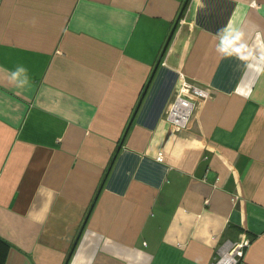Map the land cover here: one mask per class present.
<instances>
[{"label": "crops", "instance_id": "0c3cea01", "mask_svg": "<svg viewBox=\"0 0 264 264\" xmlns=\"http://www.w3.org/2000/svg\"><path fill=\"white\" fill-rule=\"evenodd\" d=\"M183 2L0 0V264H264V0H188L142 95Z\"/></svg>", "mask_w": 264, "mask_h": 264}, {"label": "built area", "instance_id": "2783aa9c", "mask_svg": "<svg viewBox=\"0 0 264 264\" xmlns=\"http://www.w3.org/2000/svg\"><path fill=\"white\" fill-rule=\"evenodd\" d=\"M206 96L207 92L202 88L192 83L184 82L167 107V120L170 121L175 129L188 126L195 107V99H202ZM162 158V152L159 151L157 159L161 160ZM245 241L246 239L234 246L230 251L221 252V255L210 264H234L237 257L242 254V246Z\"/></svg>", "mask_w": 264, "mask_h": 264}, {"label": "water", "instance_id": "95a60500", "mask_svg": "<svg viewBox=\"0 0 264 264\" xmlns=\"http://www.w3.org/2000/svg\"><path fill=\"white\" fill-rule=\"evenodd\" d=\"M187 2H188V0H184L183 4H182V6H181V9H180V11H179V14H178V16H177V18H176V20H175V22H174V24H173V26H172V29H171V31H170L168 37H167V40H166V42H165V44H164V46H163V49H162V51H161V54L159 55V58H158L156 64L154 65V67H153V70H152V72H151L150 78H149V80H148V82H147V84H146V86H145V88H144V90H143V92H142V95L144 94V92H145V90H146V88H147V85L149 84V82H150V80H151V78H152V76H153V74H154V72H155V70H156V67H157L158 63H159V61H160L162 55L164 54V52H165V50H166V47H167V45H168V43H169V40H170V38H171V36H172V34H173V31H174V29H175V27H176V25H177V23H178V21H179L181 15H182V13H183V10H184V8H185ZM133 115H134V114H133ZM132 118H133V116L131 117V119H130V121H129V124H130ZM125 133H126V131H125ZM125 133H124V135H125ZM124 135H123V137H122V139H121V141H120L119 146L122 144V140H123V138H124ZM66 263H67V260L65 261L64 264H66Z\"/></svg>", "mask_w": 264, "mask_h": 264}, {"label": "clouds", "instance_id": "9594fccd", "mask_svg": "<svg viewBox=\"0 0 264 264\" xmlns=\"http://www.w3.org/2000/svg\"><path fill=\"white\" fill-rule=\"evenodd\" d=\"M21 71H23V69H21Z\"/></svg>", "mask_w": 264, "mask_h": 264}]
</instances>
